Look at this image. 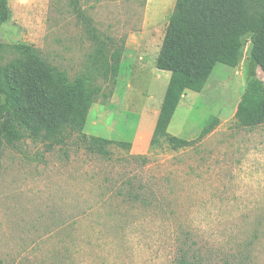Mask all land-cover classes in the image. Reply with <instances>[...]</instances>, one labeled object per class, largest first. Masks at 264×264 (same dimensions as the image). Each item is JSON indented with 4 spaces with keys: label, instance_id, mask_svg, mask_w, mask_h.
I'll list each match as a JSON object with an SVG mask.
<instances>
[{
    "label": "rangeland",
    "instance_id": "374dc122",
    "mask_svg": "<svg viewBox=\"0 0 264 264\" xmlns=\"http://www.w3.org/2000/svg\"><path fill=\"white\" fill-rule=\"evenodd\" d=\"M198 0H7L0 70L36 50L92 103L80 133L49 147L20 129L0 150V264H264V125L237 126L246 82L260 69L246 44L236 67L217 64L200 93L186 92L167 132L191 148L149 147L170 77L155 58L172 12ZM115 68L117 69L115 71ZM90 138L110 155L89 152Z\"/></svg>",
    "mask_w": 264,
    "mask_h": 264
},
{
    "label": "trees",
    "instance_id": "16d2710c",
    "mask_svg": "<svg viewBox=\"0 0 264 264\" xmlns=\"http://www.w3.org/2000/svg\"><path fill=\"white\" fill-rule=\"evenodd\" d=\"M9 19L7 0H0V30ZM246 44L249 61L264 76V0H198L192 14L171 13L155 58V68L170 77L149 147L163 142L173 151L191 148L213 132L216 118L195 139L183 140L167 132L168 119L186 92L203 90L217 64L236 67ZM17 50L22 58L0 70V150L4 142L19 139L20 129L49 147L62 144L67 135L83 130L92 92L84 80L70 82L65 72L49 67L35 49L22 45ZM1 51L0 43V56ZM234 119L241 128L264 125V84L255 77L246 82ZM86 141V149L102 157L110 155L109 145L131 148L130 143L96 137ZM177 253L176 264H198L194 253L182 247Z\"/></svg>",
    "mask_w": 264,
    "mask_h": 264
},
{
    "label": "crops",
    "instance_id": "0c3cea01",
    "mask_svg": "<svg viewBox=\"0 0 264 264\" xmlns=\"http://www.w3.org/2000/svg\"><path fill=\"white\" fill-rule=\"evenodd\" d=\"M159 48H160V46H159ZM158 51H159V49H158ZM158 54V53H157ZM157 56V55H156ZM167 87V86H166ZM164 94H165V92H163V95H162V97H161V102H162V100H163V97H164ZM183 97H185V95L184 96H182V99H183ZM161 102H160V105H161ZM181 103V100H180V102H179V104ZM152 134V133H151ZM151 134H150V132L149 133H144V132H138V134H137V139H139V140H142V143L144 142V140H150V138H151Z\"/></svg>",
    "mask_w": 264,
    "mask_h": 264
}]
</instances>
